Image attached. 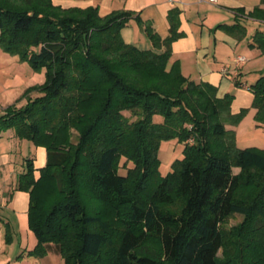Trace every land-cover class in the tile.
<instances>
[{"label": "trees", "instance_id": "trees-1", "mask_svg": "<svg viewBox=\"0 0 264 264\" xmlns=\"http://www.w3.org/2000/svg\"><path fill=\"white\" fill-rule=\"evenodd\" d=\"M260 5L234 11L264 20ZM178 16L167 14L163 39L143 24L151 46L140 48L121 35L139 21L134 12L0 0L1 51L45 69L43 83L17 99L24 105L0 113V135L12 129L46 152L42 167L28 159L16 179L36 239L26 255L56 254L60 264H264V148L238 147L226 128L248 111L230 112L232 93L219 97L213 84L169 64L172 42L184 36ZM212 29L238 41L246 35L237 19ZM248 46L264 53V32ZM247 88L264 126V73ZM172 139L182 156L161 175L160 143ZM235 215L242 220L226 228Z\"/></svg>", "mask_w": 264, "mask_h": 264}, {"label": "crops", "instance_id": "crops-1", "mask_svg": "<svg viewBox=\"0 0 264 264\" xmlns=\"http://www.w3.org/2000/svg\"><path fill=\"white\" fill-rule=\"evenodd\" d=\"M52 3L63 8L96 6L100 16L118 10H127L138 14L139 21L134 18L130 19L121 30V35L126 43L140 48H150L151 46L143 31V24L150 25L159 37L163 39L168 35L167 14L171 9H177L179 11L178 30L182 31L184 36L172 42L169 64L178 61L181 73L184 76L197 82L205 81L213 84L217 87V96L219 97L225 93H232L234 97L230 104L231 113L234 114L242 108H248L247 113L238 124L226 125L227 129L233 130L235 143L237 142L238 134L241 132L243 121L253 119L255 109L250 107L253 94L248 90L247 86L264 73V53H260L257 48L249 47L248 43L256 30L264 32V20L247 17L235 12L234 9L244 8V11L248 12L254 6L259 5V0H217L216 2L181 0L175 3H170L167 0H52ZM260 6L264 8V5ZM236 19L240 20L246 27V35L240 41L221 29H212L220 23L232 24ZM2 53L0 54L1 57H7L5 56L7 53L3 51ZM237 55L248 56V59L239 67L234 68L233 59ZM223 67L227 68L226 72L222 71ZM3 75L5 73L0 71V109H2L0 113L8 105L16 104L23 99L17 100L24 89L28 87L23 85L24 88L19 93L9 97V87H7L6 83H2ZM252 126L255 129L264 127L257 125L254 119ZM4 134H1L0 137H3ZM13 138L14 136L11 132L6 136L9 141ZM251 142L247 138V145L244 147L264 148V143L260 140L257 143ZM180 145L182 149V144ZM4 159L7 160V156ZM40 167L35 166V169ZM34 174L37 177L38 171L36 170ZM10 186V191L6 193L5 190L2 196L1 202L4 208H8L9 204L12 205L11 203L14 202L13 206H15V209H18L21 213H26L28 194L17 193L18 199H22L21 204L17 206L15 201H13L12 185ZM6 223L0 218V225L2 226L0 264L61 263L56 258L58 255L52 253H47L43 257L38 258L26 255L25 252L35 246V237L29 238L27 244L22 245L20 240L12 239V231L10 230V241H7L6 234L9 231H7V228L10 229V227ZM21 253L23 255L18 257ZM51 255L54 258H50Z\"/></svg>", "mask_w": 264, "mask_h": 264}, {"label": "rangeland", "instance_id": "rangeland-1", "mask_svg": "<svg viewBox=\"0 0 264 264\" xmlns=\"http://www.w3.org/2000/svg\"><path fill=\"white\" fill-rule=\"evenodd\" d=\"M240 41V40H239ZM148 43V42H147ZM0 54H3L0 49ZM7 57L0 56V71L5 73L2 77V83H6L9 87V97L19 93L25 86L40 85L45 79V69L41 68L39 70L32 69L26 62L18 61L16 57L11 55H5ZM246 61L248 56L246 57ZM24 85V87H23ZM11 87V88H10ZM37 92L30 93L31 97L38 96ZM26 99L23 98L16 103V106L24 105ZM2 109H0L1 111ZM127 114V113H125ZM162 118L159 115L153 116L154 122H161ZM253 119H246L242 123L241 132L237 136V146L244 147L247 145V138L250 139L251 143H257L261 141L264 143V127L260 129H255L252 126ZM13 134L12 129L6 130L1 134L5 133L3 137H0V218L7 222L6 224L10 227L12 231V239L20 240L22 245L27 244V240L34 238V235L30 231L27 223L26 213L19 212L18 209H15V206L9 204L8 208H4L1 200L6 190V193L10 191V185H12L13 201L19 206L22 199H18L17 193H27L26 191L15 189L16 186V177L18 173H21L26 165V161L31 159L33 161L34 167H40L46 162V152L45 148L42 145L35 144L33 141L25 138H17L14 136L10 141L6 139L7 134ZM70 132L76 133L74 129H70ZM75 142V138L71 139ZM181 145L176 142V140H165L161 141L158 157L160 159L159 173L165 175L170 170L171 162L176 158H181ZM7 156V160H5ZM124 163V158H121L120 165ZM131 164L126 162V167H129ZM125 166L119 168V172L124 174L126 170ZM233 173L239 171L237 167H233ZM28 194V193H27ZM17 200V201H16ZM242 220L240 215H235L231 217L225 224L226 228L237 225ZM2 231V226L0 225V235ZM3 244V243H2ZM218 255H221V250L218 252ZM50 258H54L53 255ZM60 262L62 261L61 257L58 255L56 257ZM55 260V259H54Z\"/></svg>", "mask_w": 264, "mask_h": 264}, {"label": "built area", "instance_id": "built-area-1", "mask_svg": "<svg viewBox=\"0 0 264 264\" xmlns=\"http://www.w3.org/2000/svg\"><path fill=\"white\" fill-rule=\"evenodd\" d=\"M168 2L170 3H175V2H178V1H181V0H167ZM217 0H208V2H216ZM246 61V58L242 55H237L235 56V58L233 59V66L234 68H237L239 67L243 62ZM222 71L223 72H226L227 71V68L226 67H223L222 68Z\"/></svg>", "mask_w": 264, "mask_h": 264}]
</instances>
